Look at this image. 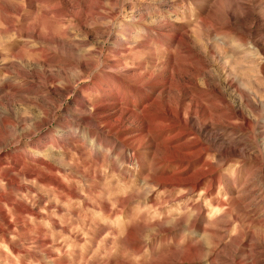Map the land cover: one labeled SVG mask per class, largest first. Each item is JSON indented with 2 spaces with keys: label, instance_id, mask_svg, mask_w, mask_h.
Returning a JSON list of instances; mask_svg holds the SVG:
<instances>
[{
  "label": "rangeland",
  "instance_id": "374dc122",
  "mask_svg": "<svg viewBox=\"0 0 264 264\" xmlns=\"http://www.w3.org/2000/svg\"><path fill=\"white\" fill-rule=\"evenodd\" d=\"M262 48L264 0H0V264H264Z\"/></svg>",
  "mask_w": 264,
  "mask_h": 264
},
{
  "label": "bare ground",
  "instance_id": "6f19581e",
  "mask_svg": "<svg viewBox=\"0 0 264 264\" xmlns=\"http://www.w3.org/2000/svg\"><path fill=\"white\" fill-rule=\"evenodd\" d=\"M262 50L264 52V48H262ZM0 140H1V138H0ZM29 157H31V155ZM26 161L27 160H25L24 156L9 159L8 152L0 150V170L3 168H9V166L11 168L10 171H8L6 174H3L2 176H0V180L6 179V181H7L4 185H0V214L4 218H6V214H5L6 208L4 207V205L1 204V202H5V203H8L10 205L16 204L22 210L21 213H23V215L26 213L25 211H27V210L30 211V208L26 203L17 202V199L14 197L15 190L20 188V184H19V178L20 177H18V175L19 176H21V175L30 176L32 174L30 171L25 170V172H23L24 170L23 169H22L23 171L21 170V168L23 166L28 165ZM26 169H27V167H26ZM16 171L18 173H12V172H16ZM45 178H48V177H45ZM8 192L10 193V195L7 194ZM8 214L9 213H7V215Z\"/></svg>",
  "mask_w": 264,
  "mask_h": 264
}]
</instances>
